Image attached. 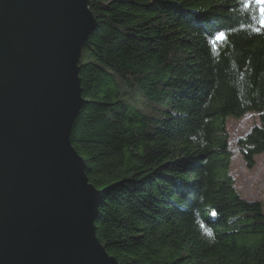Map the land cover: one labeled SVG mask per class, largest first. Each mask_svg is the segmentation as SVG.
<instances>
[{
  "label": "trees",
  "instance_id": "16d2710c",
  "mask_svg": "<svg viewBox=\"0 0 264 264\" xmlns=\"http://www.w3.org/2000/svg\"><path fill=\"white\" fill-rule=\"evenodd\" d=\"M84 100L70 141L102 191L96 236L118 264H264V207L230 175L264 154V14L256 0H88ZM219 34L224 35L221 41Z\"/></svg>",
  "mask_w": 264,
  "mask_h": 264
},
{
  "label": "water",
  "instance_id": "95a60500",
  "mask_svg": "<svg viewBox=\"0 0 264 264\" xmlns=\"http://www.w3.org/2000/svg\"><path fill=\"white\" fill-rule=\"evenodd\" d=\"M88 0H0V264H118L71 145Z\"/></svg>",
  "mask_w": 264,
  "mask_h": 264
},
{
  "label": "rangeland",
  "instance_id": "374dc122",
  "mask_svg": "<svg viewBox=\"0 0 264 264\" xmlns=\"http://www.w3.org/2000/svg\"><path fill=\"white\" fill-rule=\"evenodd\" d=\"M264 116V111L262 113ZM260 115L249 113L241 119L227 118V131L230 146L235 155L232 157L230 175L235 182V188L242 198L258 201L264 207V154L255 157V165L248 169L244 165L241 156L235 152L236 141L245 135L253 125H259Z\"/></svg>",
  "mask_w": 264,
  "mask_h": 264
},
{
  "label": "snow or ice",
  "instance_id": "6c2138e0",
  "mask_svg": "<svg viewBox=\"0 0 264 264\" xmlns=\"http://www.w3.org/2000/svg\"><path fill=\"white\" fill-rule=\"evenodd\" d=\"M256 3L262 5L261 12H262V14H264V0H256ZM262 23H264V22H262ZM217 39L222 41L224 39V35L223 34H219Z\"/></svg>",
  "mask_w": 264,
  "mask_h": 264
}]
</instances>
